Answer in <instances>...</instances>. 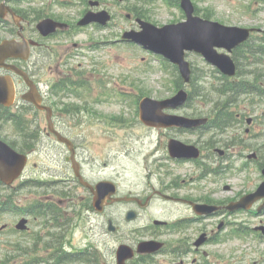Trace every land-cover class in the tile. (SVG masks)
Returning <instances> with one entry per match:
<instances>
[{
	"label": "rangeland",
	"instance_id": "obj_1",
	"mask_svg": "<svg viewBox=\"0 0 264 264\" xmlns=\"http://www.w3.org/2000/svg\"><path fill=\"white\" fill-rule=\"evenodd\" d=\"M100 1L102 6L114 16L112 26L103 30L91 26L73 35L63 36L62 39L46 41L48 44H44L36 52V57L40 52L38 76L41 87L47 91L50 80L49 67L52 66L54 69L57 61L55 55H51V53L64 48L68 49L69 55H73L71 57L75 60L72 59L75 62L76 70L83 71L84 81L98 80L94 83L92 93L85 95L82 93L80 97L69 95L64 99H58L55 105L58 119H62L63 116L62 120L68 124L67 133L75 137L74 140L79 147L78 158L82 164L84 176L91 182H97L100 179L114 180L118 185L119 195H139L141 198H146L152 192V186L165 192L176 193L174 189L170 188L171 178L179 176L191 180L190 178L198 177L200 172L193 173L190 164L174 165L166 162L167 143L174 131H170V135L168 131L145 126L139 120L138 111V100L144 96L165 99L175 94L176 76L172 69L168 70L161 65L156 56L140 47H133L130 43H120L116 47L105 45L92 51L87 50L85 46L89 43L102 42L112 38L120 39L125 30L139 29L135 18L127 15L131 13L132 7H143L142 3L135 0ZM193 1L199 7V14H207L212 20L228 25L264 29V5L262 8L256 0ZM2 2L3 0H0V4ZM135 4L136 6H133ZM12 5L14 8L25 11L31 21L34 19L32 13L39 14L42 13L41 11H45L72 25L79 20L85 10L90 9L88 0H21V2ZM144 9L145 19L159 26L185 18L184 11L180 7L169 6L164 0H157L152 5H145ZM42 16L44 15L42 14ZM8 18L11 19L9 15ZM9 34L10 32L0 28V39L9 37ZM75 44L78 45V48L74 47ZM76 52L79 54L78 56L75 55ZM188 59L192 61L193 66L200 74L197 83L203 88L204 94L208 93L210 82L214 81L209 73L212 66L196 53L191 52ZM29 62L25 65H29ZM204 75H208V77H202ZM104 91L110 94V100L108 95L103 93ZM120 92L130 95L132 98L123 100L120 96L117 97V93ZM112 95L117 99L113 100ZM211 96L217 98V96ZM65 105H69L68 109L82 107L83 110L79 116L81 119L73 121L71 118L68 119L66 114L62 115L64 110L62 108H66ZM209 107L210 105H207L203 97H196L190 106L178 113L206 112ZM247 109V116L256 119L252 124V130L247 133L245 129L249 125L244 124L234 128V131L231 129L226 138L229 141L234 140L236 143L244 142L245 146L256 143L262 145L264 141V105L256 107L254 111L248 106ZM68 120L71 123L77 121L83 123L72 127ZM4 128L5 131L2 132L12 139V134L15 133L12 125L5 124ZM185 136L189 137L180 138L191 143L199 142L202 151L207 152L208 149L203 145V142L209 139L208 135L205 137ZM239 147L236 146L235 150H240V152H233L234 150L231 152L233 169L230 172L223 176H208L206 179L192 180L182 192L190 193L194 197L201 198L202 201L228 203L246 190L253 189L256 184L261 182L262 175L254 160H249L248 164L250 165L247 170L243 169L246 157L243 158V155L240 154H245V148L249 147L241 149L242 145L240 144ZM252 150L253 148L250 147L247 153L256 151L255 148L254 151ZM258 153L260 154V151ZM260 159L264 160V148ZM215 165L213 164L212 167ZM65 167L67 168L68 165L62 155L51 156L44 149L29 159L25 173L27 176L41 180L51 179L55 177V173L62 176L61 171ZM225 186H229L231 189L225 190ZM43 192L41 189L25 188L20 191L15 201L27 205L34 201L33 193L39 198ZM75 195L77 201L74 207L69 210V218H71L67 228L69 245L73 249L95 246L100 264H114L115 250L121 243L135 246L139 241L149 238L146 228L151 225L153 218L158 217L170 221L180 216L193 214L192 210L185 205L165 202L159 198H155L148 208L135 207L131 202L122 201L106 207L103 213H98L90 209L91 201L86 189L78 188L75 190ZM132 208L138 212V217L135 220L127 221L126 213ZM21 217L22 215L12 214L3 216L0 218V226L8 224L10 228L14 229V225ZM109 219H112L117 226L116 232L109 231ZM222 219V217H214L202 223H196L190 226L188 233H196V238L201 235V230H214L215 233L219 230L218 226ZM227 220L232 223L234 220L236 222L245 221L249 223L245 225L254 227L262 224V221L264 223V215L253 218L249 214L241 212ZM40 230L38 221L30 222V232L34 233ZM15 231H0V264H4L6 261L23 264L32 257L31 253L16 257L12 255L11 245H14L15 249L19 243L32 246L30 232ZM229 231L217 233L219 243H210L201 248V251L206 250L207 252L208 264H264L263 240L255 234L234 237ZM173 239L175 238L172 235L167 238L170 242L169 247L173 245ZM27 246L25 247L29 249ZM43 253L40 251L37 255ZM196 258L198 259L197 263H201V256L197 254ZM151 259L154 261L153 264H173L172 260L163 255H156ZM128 264H135V262L129 261Z\"/></svg>",
	"mask_w": 264,
	"mask_h": 264
},
{
	"label": "water",
	"instance_id": "obj_2",
	"mask_svg": "<svg viewBox=\"0 0 264 264\" xmlns=\"http://www.w3.org/2000/svg\"><path fill=\"white\" fill-rule=\"evenodd\" d=\"M181 6L186 12V21L158 27L138 18L137 20L142 30L128 31L123 37L141 43L146 48L170 58L180 66L181 73L186 81H189L191 76L190 63L185 57L186 50L202 54L208 61L217 65L221 71L228 75L235 74L236 64L233 58L227 53L219 52L218 48H226L228 51H232L233 48L237 47L249 37L250 30L235 26H226L220 22L211 21L195 15V6L191 0H182ZM7 9L8 6L2 5L0 7V16H4ZM108 19L109 16L106 11L98 13L89 12L80 23L87 24L92 21L106 23ZM58 25L63 24L52 19H47L41 22L38 27L43 33L48 34L56 30ZM28 52L27 46L19 45L16 40H5L0 44V65L4 64L5 59L8 57L21 56L27 58L29 55ZM14 96L15 91L12 82L7 78H0V104H12ZM31 97L33 98L32 95ZM187 98L188 94L185 90H181L174 97L162 101L146 97L140 104L141 118L147 124L156 126L196 127L204 124L207 120L206 118H188L164 112V108H177L183 105ZM34 100L37 101L36 99ZM48 117H51L50 110ZM195 148V146L185 145L178 140H171L170 142V150L173 156H198L199 152ZM26 162L27 156L25 154L17 152L9 144L0 139V175L6 183H11L21 173ZM74 168L76 169V173L80 175L79 166L75 162ZM80 178L93 191L94 205L98 210L102 211L106 199L116 193V185L111 181L104 180L97 183L94 187L88 182H84L82 177ZM258 196H264V184L256 194L249 196V198L255 200ZM121 199L113 198L112 201ZM250 203L248 202V204ZM200 208L203 213L214 210L213 206L210 208L208 205H201ZM135 216V212L130 211L127 219H132ZM25 222V219L22 220L19 227L25 228ZM109 228L115 230L112 221L110 222ZM204 240V237H202L197 244H201ZM155 249L154 242H143L140 244V251H153ZM133 254L130 246L126 244L121 245L118 249L119 264H124L125 260L132 257Z\"/></svg>",
	"mask_w": 264,
	"mask_h": 264
},
{
	"label": "flooded vegetation",
	"instance_id": "obj_3",
	"mask_svg": "<svg viewBox=\"0 0 264 264\" xmlns=\"http://www.w3.org/2000/svg\"><path fill=\"white\" fill-rule=\"evenodd\" d=\"M21 26L23 27L22 32L24 34V36L28 39H33L37 42H39L38 45L33 46L32 48V57L30 59L29 65H25L26 62H22L19 59H10L9 62L12 63H16L17 65H21L20 67H23L25 69H27L26 71L29 73V76L33 79L34 83L37 85L38 87V91L40 92V94L42 95V99L43 102L48 105L51 106L53 108V112H54V118H53V124H54V129L62 132L63 134L70 136V138H73V135H69L67 134V130H68V124L63 121L62 119H58L57 116V112L55 113V105L57 104V100L58 99H64L63 97V91L61 90V88L59 87V85H57L60 82V79H63L64 76L67 75H72L73 71H68L66 69L63 68V66H65L66 64V57L67 54H64L63 52H59V54L57 55V58L59 60V64L57 65L56 69H53V67H50V80H49V85L47 87V91H42L40 86H39V81H40V77L39 75V67H40V63H38L39 60V55L40 52L37 54L36 57V52L38 51L39 48H42L44 46V44H48L46 41H44L43 39H47V38H42L40 37L41 35L38 33L37 30H35L34 27V20L31 21L25 14L22 15L21 18ZM14 36H18V34H14ZM56 37V36H55ZM10 73L12 74L16 87H17V91L18 93H20L22 95L23 92H25L27 90L26 84L24 83V80L21 76L16 75L15 73H13L10 70H6L5 68H0V74H7ZM17 103L19 104H24V105H29L32 106L33 105L31 103L26 102L25 100H23L20 97H18L17 95V99H16ZM242 113H239V117L241 119L246 117V114L244 111H241ZM248 118V117H247ZM247 118L245 120H247ZM248 121V120H247ZM256 121L255 117L253 118L252 122H251V126L252 124ZM44 120L43 118H39V119H35L34 120V125L33 128L35 131H37V134L33 137V141L36 140L37 136L39 135V139H38V144L33 145V147H29V153H31V155H33L34 153H37L38 150L41 147H44L48 150L54 151L56 153H58V155H62L64 154V149L66 148L64 144L59 143L57 140V134L50 130L48 124L43 123ZM194 131V130H192ZM250 129L247 128V132H249ZM41 133H45V134H41ZM16 137H18V135H16ZM217 140L215 142L216 145L213 146L212 151L214 152H218L217 148H221L222 150H224V155L226 156L228 155V142H219V144H217ZM244 144V142H242V145ZM220 146V147H218ZM76 151H77V147H76ZM210 152V151H208ZM259 149H257L256 153L254 155V157H258L259 154ZM187 182V179H183V184H180L179 187H175L176 188V194L172 195L178 199H191V197H188V193H182V189L184 187V183ZM64 183L67 184L69 187L71 188H79L81 187V182L79 181L78 178H76L74 175H67L66 178L64 179ZM171 185H174L173 183ZM250 192V190H247L245 192H243L241 195L243 196L244 194ZM72 197H67L66 198V202L67 204H69L72 207H74L75 202L77 201V198L75 197V194L72 193ZM159 195H155L153 197H158ZM241 197V196H240ZM240 197H237L238 199ZM54 199V198H52ZM146 201V199H145ZM144 201V203H145ZM58 202L63 203L64 201L62 199H59ZM135 204H141L144 205L143 201L140 202H135L132 201ZM65 203V202H64ZM193 219H196V216H191ZM192 218L190 217H178L175 219V221L173 222L172 227L169 228H163L164 224H157V226H153V225H149L147 226L146 230L148 231V235H151L152 238H160L163 239L161 240L162 242H164V247L160 250V252H158L157 254L159 255H163L165 258H169L175 259L173 261V264H198L197 261L198 259L196 258V255L198 254L199 256H201L202 261H200L201 263L207 262L208 259L207 257V252L206 250H202L201 248H204L205 246L210 244V241L208 240L207 242H205L203 245L201 246H197L196 245V240H197V236L196 233H188L190 227H183L182 225V221H191ZM37 220V219H36ZM174 236L175 239H173L174 243L171 247H169L170 242L167 240V238H169L170 236ZM54 240L50 239V243H52ZM154 254V255H157ZM150 256L148 254L144 255V257ZM155 257V256H152ZM140 259V257H139Z\"/></svg>",
	"mask_w": 264,
	"mask_h": 264
},
{
	"label": "trees",
	"instance_id": "obj_4",
	"mask_svg": "<svg viewBox=\"0 0 264 264\" xmlns=\"http://www.w3.org/2000/svg\"><path fill=\"white\" fill-rule=\"evenodd\" d=\"M137 1L138 3H142L143 4V7H133L134 8V12L137 16H140V17H146V14L144 13L145 12V5H149L153 2H155L156 0H135ZM170 4H173V5H179V0H167ZM136 6V4L134 5ZM207 17V15H204ZM260 44V43H259ZM251 44V43H248L246 44V47H247V51L253 56L254 58V61H259L258 59L261 58V59H264V42H262V44ZM242 56L244 57V60L246 62H252V60H249L248 56L245 54V52L242 54ZM222 86L225 87V89H229L231 90L232 92H238V93H253L255 92L257 89L261 88V86L259 85L258 82H249V81H239V82H229L228 80H226L225 82H221L220 85H216V87H214L215 89V93L217 95H220V94H223V88ZM203 94V93H201ZM4 116L6 118H11V119H14L15 121H17L18 119L20 120V123L21 124H25L26 121H25V117L22 115V114H15V113H11L7 110V112L4 114ZM221 117V114H218L217 115V118ZM18 120V122H19ZM27 126V125H25ZM28 135H26V138L30 135V132H27ZM11 144L14 145V142H11ZM29 144V142H27V145ZM26 145V143H24V146ZM26 145V146H27ZM24 146H20L19 148L23 151H25V147ZM6 204H9V200L6 202ZM61 258H63V256H61ZM68 258L70 260H72V255H69ZM57 262H58V259H57Z\"/></svg>",
	"mask_w": 264,
	"mask_h": 264
}]
</instances>
